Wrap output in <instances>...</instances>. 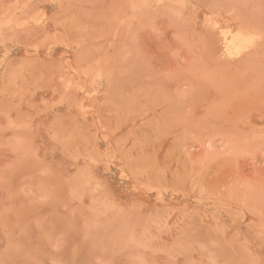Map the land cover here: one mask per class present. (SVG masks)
Listing matches in <instances>:
<instances>
[{"label":"rangeland","instance_id":"rangeland-1","mask_svg":"<svg viewBox=\"0 0 264 264\" xmlns=\"http://www.w3.org/2000/svg\"><path fill=\"white\" fill-rule=\"evenodd\" d=\"M0 264H264V0H0Z\"/></svg>","mask_w":264,"mask_h":264}]
</instances>
